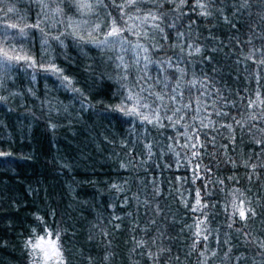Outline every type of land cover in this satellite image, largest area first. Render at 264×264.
<instances>
[{"label": "clouds", "instance_id": "9594fccd", "mask_svg": "<svg viewBox=\"0 0 264 264\" xmlns=\"http://www.w3.org/2000/svg\"><path fill=\"white\" fill-rule=\"evenodd\" d=\"M0 173L13 264H264V0H0Z\"/></svg>", "mask_w": 264, "mask_h": 264}, {"label": "trees", "instance_id": "16d2710c", "mask_svg": "<svg viewBox=\"0 0 264 264\" xmlns=\"http://www.w3.org/2000/svg\"><path fill=\"white\" fill-rule=\"evenodd\" d=\"M33 188L35 191H32ZM22 196L26 197L23 203ZM43 196L40 184H32L27 175L0 173V235L3 237L0 243L4 240L15 241L23 233L26 216L23 210L34 207L30 201ZM14 255L7 247L0 248V264H13Z\"/></svg>", "mask_w": 264, "mask_h": 264}, {"label": "snow or ice", "instance_id": "6c2138e0", "mask_svg": "<svg viewBox=\"0 0 264 264\" xmlns=\"http://www.w3.org/2000/svg\"><path fill=\"white\" fill-rule=\"evenodd\" d=\"M39 247L45 248V254H55V246L51 242H47V244L42 240Z\"/></svg>", "mask_w": 264, "mask_h": 264}]
</instances>
